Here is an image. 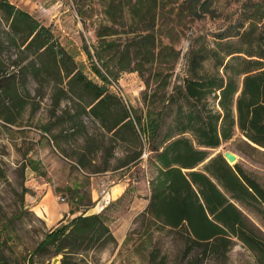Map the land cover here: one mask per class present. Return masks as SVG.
<instances>
[{
  "label": "trees",
  "instance_id": "obj_1",
  "mask_svg": "<svg viewBox=\"0 0 264 264\" xmlns=\"http://www.w3.org/2000/svg\"><path fill=\"white\" fill-rule=\"evenodd\" d=\"M100 2L105 12L113 5L118 6L121 14L125 9L132 18L130 25H134V29L123 43L105 39L106 35L116 31L110 25L105 26L109 30L97 29L96 36L100 39L97 45H91L92 52L83 43L90 68L99 78L94 80L77 66L72 54L49 25L41 23L10 0H0V22L6 26L0 30V54L4 42L12 43L18 49L12 58L8 56L6 64L0 57V95L6 100L1 111L5 112L10 105L22 107L23 103L18 100L21 96L16 94V83L27 77L30 66L33 76L41 71L53 76L51 108H57L60 100L71 94L77 97H80L79 93L86 94L88 99L81 104V111L93 117L113 136L128 142L126 158L116 168L137 164L144 150L154 153L164 165L173 161L195 163L203 159L207 151L196 148L192 140L200 146L216 147L229 139L236 129L247 143L264 147V9L260 1L254 2V10L249 16L239 17L232 26L215 32L213 46L190 43L186 50L185 75L163 96L161 105L156 109H146L143 117L125 103L118 91L117 79L124 70H139V66L131 65L132 58L147 55L153 58L156 47L160 51L169 49L174 58L178 56V50L170 45L155 44L154 34L156 8L164 9L168 5L170 10L172 3L178 0ZM207 4L208 0L178 2L195 16L205 11ZM207 61H210L209 67L206 66ZM165 84L167 80L164 78L162 85ZM167 115L170 116L168 126L157 137ZM49 127L44 126L46 129ZM150 152L147 160L151 158ZM218 156L221 157L219 163L212 161L214 166L209 171L228 193L227 209L215 214L219 220L193 219L191 216L187 220H150L145 214H138L145 221V233L151 236L153 230L166 228L185 234L182 254L188 264H201L206 259H218L220 256L225 259L234 239L251 250L254 264H264V235L246 220L241 209L229 201V198L236 200L264 220V186L237 162L230 165L221 155ZM89 160L85 153H80L75 163L82 167ZM102 169L107 168L104 166ZM203 177L202 186L207 182L215 187L208 177ZM190 178L199 180L193 172H190ZM130 183L118 198L109 201L99 211L79 212L64 222L60 220L44 233L33 252L52 244L53 255L61 254L57 264H76L71 261L74 253L93 243L102 246L114 240L108 226L112 215L107 210L116 208L127 198ZM183 187L192 189L184 176L175 184L176 189ZM152 247L149 253L152 263L165 264L164 255L158 258V248ZM0 264H6L1 252Z\"/></svg>",
  "mask_w": 264,
  "mask_h": 264
},
{
  "label": "rangeland",
  "instance_id": "obj_2",
  "mask_svg": "<svg viewBox=\"0 0 264 264\" xmlns=\"http://www.w3.org/2000/svg\"><path fill=\"white\" fill-rule=\"evenodd\" d=\"M10 1L49 25L77 66L94 80L99 78L90 68L83 43L92 52L91 45H97L100 39L96 36L97 29L109 30L105 26L110 25L116 31L106 35L105 39L115 43L127 41L134 29V25H130L132 18L125 9L121 14L118 6L113 5L105 12L100 0ZM258 1L264 9V0H208L207 9L198 16L191 14L184 5H178L179 0L172 3L170 10L168 5L164 9L158 6L154 17L155 44L170 45L178 50V56L174 58L169 49L160 51L156 47L153 58L148 55L132 58L131 65L139 66V70H124L117 79L118 91L125 103L142 117L146 109L158 108L163 96L186 73L189 44L213 46V34L232 26L239 17L249 16L254 10V2ZM2 28L6 29L3 21L0 30ZM17 50L14 44L3 43L0 57L5 64L8 56L12 58ZM206 66H210V61ZM28 68L27 77L16 83V94L21 96L18 100L23 103L22 107L10 105L5 112L0 110V252L6 264H50L54 256L58 257V263L61 254L53 255L52 244L33 252L44 233L61 217L68 220L73 214L95 210L89 195L91 186L98 191L99 198H106L102 196L106 195L112 180H122L124 176L127 183L132 180L129 189L138 188L139 169L138 165L132 167V164L116 168L126 158L128 142L113 136L93 117L81 111V104L88 99L86 94L64 97L53 109L54 91L50 85L53 76L45 71L33 76L31 67ZM164 78L167 84L162 85ZM5 102L0 95V109ZM169 120L167 115L157 137L164 133ZM219 150L233 152L235 159L226 160L227 163L237 162L264 186V147L247 143L236 129L229 139L219 144ZM80 153L90 159L82 167L75 163ZM104 166L107 169H102ZM79 184L80 189L77 188ZM127 198L116 208L107 210L112 215L108 222L111 232L122 227L120 215L128 203ZM64 201L68 202L71 211L67 216H62L59 211V204ZM43 206L47 207V214ZM239 206L246 220L264 235V220L260 215ZM116 234L112 233L114 240L102 246L93 243L74 253L71 261L76 264H154L149 253L152 246H156L158 258L164 255L165 264H188L182 254L186 243L183 233L162 228L153 230L149 236L145 233V221L137 215L121 239H117ZM201 264H254V258L251 250L234 239L225 259L220 256L206 259Z\"/></svg>",
  "mask_w": 264,
  "mask_h": 264
},
{
  "label": "crops",
  "instance_id": "obj_3",
  "mask_svg": "<svg viewBox=\"0 0 264 264\" xmlns=\"http://www.w3.org/2000/svg\"><path fill=\"white\" fill-rule=\"evenodd\" d=\"M192 143L196 148H202L207 151L204 158L195 163L186 164L173 161L169 165H164L156 159L154 153L145 150L141 152L138 163L132 165V167L138 165L139 176L136 181L140 183V186L133 190L129 189L128 203L122 211L123 215H120L121 219H123L122 227H119L116 232H112L114 235L117 233V239H121L125 235L127 226L138 214H145L150 220H187L188 216L193 219L206 217L208 220H219L215 217V214L221 210L224 212L227 209L228 193L220 185L218 179L209 171V168L214 166L212 161L214 164L219 163L221 157L219 158L218 155H221L226 161L223 156L224 150L220 151L219 145L216 147L200 146L194 140H192ZM149 152L151 158L147 160ZM127 166L125 164L117 168L120 169ZM190 172H193V176L196 179L199 178V180L196 181L190 178ZM203 175L208 177L215 187H212L207 182L206 185L202 186ZM183 176L190 182L192 189L175 188V184L177 181H181ZM124 178L125 176L122 180H112L106 195L102 196L106 198H99L98 191L91 186L89 195L96 209L88 213L97 212L109 201L118 198L128 187L129 182L127 183ZM77 187L80 189L81 185L79 184ZM229 201L241 209L239 202L232 198H229ZM43 207L47 210L46 206ZM59 209L62 216H67L71 212L66 201L59 204ZM47 212L48 210L46 214ZM60 220L65 221L61 217L53 227Z\"/></svg>",
  "mask_w": 264,
  "mask_h": 264
},
{
  "label": "water",
  "instance_id": "obj_4",
  "mask_svg": "<svg viewBox=\"0 0 264 264\" xmlns=\"http://www.w3.org/2000/svg\"><path fill=\"white\" fill-rule=\"evenodd\" d=\"M223 156L226 158V160H234L235 159V154L229 150H224L223 151ZM58 257L54 256L50 262V264H57Z\"/></svg>",
  "mask_w": 264,
  "mask_h": 264
}]
</instances>
